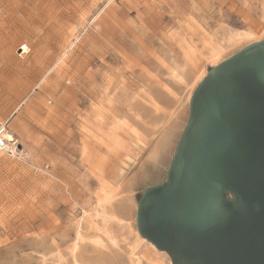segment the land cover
<instances>
[{
	"label": "rangeland",
	"instance_id": "1",
	"mask_svg": "<svg viewBox=\"0 0 264 264\" xmlns=\"http://www.w3.org/2000/svg\"><path fill=\"white\" fill-rule=\"evenodd\" d=\"M261 40L264 0H0V264H172L138 202L200 82Z\"/></svg>",
	"mask_w": 264,
	"mask_h": 264
},
{
	"label": "water",
	"instance_id": "2",
	"mask_svg": "<svg viewBox=\"0 0 264 264\" xmlns=\"http://www.w3.org/2000/svg\"><path fill=\"white\" fill-rule=\"evenodd\" d=\"M136 225L172 264H264V40L200 82L166 180L143 192Z\"/></svg>",
	"mask_w": 264,
	"mask_h": 264
},
{
	"label": "built area",
	"instance_id": "3",
	"mask_svg": "<svg viewBox=\"0 0 264 264\" xmlns=\"http://www.w3.org/2000/svg\"><path fill=\"white\" fill-rule=\"evenodd\" d=\"M7 124L0 122V155L12 153L15 148V142H11L8 138Z\"/></svg>",
	"mask_w": 264,
	"mask_h": 264
},
{
	"label": "bare ground",
	"instance_id": "4",
	"mask_svg": "<svg viewBox=\"0 0 264 264\" xmlns=\"http://www.w3.org/2000/svg\"><path fill=\"white\" fill-rule=\"evenodd\" d=\"M246 34H244L243 36H245ZM250 35V34H249ZM247 36V35H246ZM252 36V35H251ZM248 37V36H247ZM246 37V38H247ZM244 38V37H243ZM225 52V51H224ZM224 52L222 53V50L221 51H219L218 49H216V48H212V51H211V54H212V56L211 57H213V60L214 61H217L218 59H220L223 55L222 54H224ZM8 138H9V140L11 141V142H15V139H14V137L13 136H11L10 134H8ZM111 194V193H110ZM110 195H108V197H109ZM116 196V195H115ZM111 198H112V196L110 197V198H107L108 200H111ZM108 200H107V202H108ZM112 200H114V199H112ZM113 202H115V201H113ZM122 202V201H121ZM125 202V201H124ZM124 202H122L121 204H124ZM112 203V202H111ZM129 203V202H128ZM115 205V204H114ZM120 205V204H119ZM122 207V206H121ZM151 244V243H150ZM154 246V245H153ZM76 249L78 248L77 247V244H76V247H75ZM77 256V255H76ZM76 258H78V257H76ZM75 264H81V263H79V261H76V263ZM129 264H142V262L138 259V258H136V257H134V256H130L129 257Z\"/></svg>",
	"mask_w": 264,
	"mask_h": 264
},
{
	"label": "crops",
	"instance_id": "5",
	"mask_svg": "<svg viewBox=\"0 0 264 264\" xmlns=\"http://www.w3.org/2000/svg\"><path fill=\"white\" fill-rule=\"evenodd\" d=\"M250 34V35H249ZM246 35L247 36H250V37H252L253 36V34L252 33H249V32H247L246 33ZM252 35V36H251ZM182 135V134H181ZM181 138V137H180ZM180 140V139H179ZM179 142V141H178ZM178 145V144H177ZM177 147V146H176ZM175 150H176V148H175ZM174 153H175V151H174ZM174 155V154H173ZM173 158V157H172ZM171 161H172V159H171ZM171 163V162H170ZM170 166V165H169ZM168 169H169V167H168ZM112 182H109V181H104V182H102V186L103 185H105V186H110V185H112L111 184ZM127 202V201H126ZM132 202H131V200L129 201V203L127 202L126 204H124V206L126 207V208H129L130 207V204H131ZM111 215H114V217H111ZM117 219V220H121V218L123 219L124 218V220H125V217H122V216H120V214L118 213V212H116L115 214L113 213V214H110L109 215V219L110 220H113V219ZM131 218H133V217H131ZM135 252V251H134ZM136 254V253H135ZM139 257V256H138ZM140 258V260H142V258L141 257H139ZM124 259L127 261L128 260V257L127 256H125L124 257ZM143 261V260H142Z\"/></svg>",
	"mask_w": 264,
	"mask_h": 264
}]
</instances>
